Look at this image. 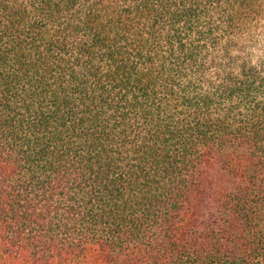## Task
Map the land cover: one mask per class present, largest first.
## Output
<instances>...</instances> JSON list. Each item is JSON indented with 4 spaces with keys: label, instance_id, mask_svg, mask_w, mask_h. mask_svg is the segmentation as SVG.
Here are the masks:
<instances>
[{
    "label": "trees",
    "instance_id": "trees-1",
    "mask_svg": "<svg viewBox=\"0 0 264 264\" xmlns=\"http://www.w3.org/2000/svg\"><path fill=\"white\" fill-rule=\"evenodd\" d=\"M0 264H264V0H0Z\"/></svg>",
    "mask_w": 264,
    "mask_h": 264
}]
</instances>
